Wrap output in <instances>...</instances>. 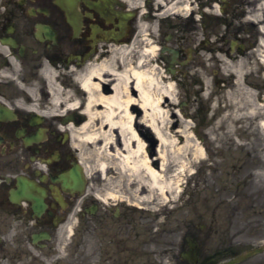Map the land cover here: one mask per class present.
Listing matches in <instances>:
<instances>
[{
  "label": "flooded vegetation",
  "instance_id": "1",
  "mask_svg": "<svg viewBox=\"0 0 264 264\" xmlns=\"http://www.w3.org/2000/svg\"><path fill=\"white\" fill-rule=\"evenodd\" d=\"M141 15L160 59L172 56L163 46L165 30L195 32L198 24L195 41L206 48L218 86L211 122L226 110L244 123L264 122V0H0V264H221L245 252L240 247L200 259L192 225L182 237V228L174 229L172 241L166 228L150 227L160 219L150 220L140 208L102 206L95 195L99 180L86 176L69 132L85 118L52 100L103 48L134 39ZM224 62L231 70H221ZM252 110L260 112L249 120ZM244 123L227 119L222 141L208 155L218 200L209 228L229 245L239 244L229 233L230 212L240 211L244 229L262 214L257 182L264 137H247ZM241 137L247 138L238 157L232 138Z\"/></svg>",
  "mask_w": 264,
  "mask_h": 264
},
{
  "label": "bare ground",
  "instance_id": "2",
  "mask_svg": "<svg viewBox=\"0 0 264 264\" xmlns=\"http://www.w3.org/2000/svg\"><path fill=\"white\" fill-rule=\"evenodd\" d=\"M139 29L140 36H146L144 22ZM143 39L146 42L141 51L133 53L132 46L114 43L103 48L84 69L75 72V80L85 97L83 106L73 102L66 91L56 97L53 94L56 89L49 87L55 103L61 100L73 113L79 109L85 118L77 129L76 125H70L69 132L72 141L93 147L96 155L102 157L93 172L87 171L84 165L86 176H95L99 180L95 195L102 206L111 201L112 206L124 205L134 211L140 208L142 214L151 217L150 220L154 217L160 219L150 227L166 228L169 239L175 241L178 235L174 229H184L198 211L199 214L205 213L202 204L200 208H194V188L191 189L190 204L185 201L179 206L177 203L181 200L185 178H193L195 172H191L192 169L206 159L196 140L188 137L186 145L179 147L173 139L178 136V131L167 128L162 100L167 98L169 105L174 104V87L158 65H151L158 62V47L151 45L146 37ZM114 46L117 48L112 49ZM194 50L198 52L199 49ZM171 54L170 58L174 59L176 52L171 50ZM105 56L108 59H101ZM169 64L172 65L167 66L168 71L174 74V64ZM145 136L157 141L156 158L144 151ZM76 148L82 162L83 152L79 146ZM205 187L199 192L202 199ZM190 206L191 212L185 214L184 210ZM162 211L167 214L166 220L160 216ZM262 253L264 242L255 249H246L242 258L237 257L235 261L246 262L248 254L255 257ZM221 264L237 263L229 260Z\"/></svg>",
  "mask_w": 264,
  "mask_h": 264
},
{
  "label": "rangeland",
  "instance_id": "3",
  "mask_svg": "<svg viewBox=\"0 0 264 264\" xmlns=\"http://www.w3.org/2000/svg\"><path fill=\"white\" fill-rule=\"evenodd\" d=\"M142 19L143 17L141 15L140 23L143 21ZM195 28V32L193 28V31L185 33L170 29L164 31L163 46H165L166 48H170L171 50H177L178 48L182 50V54H180L179 56L177 55L176 57L177 63H175L173 66L176 69L174 74H170L167 69L168 62L170 60L169 52H166L167 55L163 59L157 57L158 62L151 65H158L161 70L166 73L168 79H171L170 82L174 87V104L169 105V99L167 98H164L162 100V109L165 113V117L168 119V123L166 125L167 128L172 131H178V136H173V139L177 142L179 147H183L186 145V140L188 137L193 138L202 147L206 159L204 163H201L192 169L191 172H195V174L192 175L193 178H185L182 185L183 193L181 194V200H178L177 203L179 206H181L185 201L189 203V199L193 191L191 189L194 188V208H200V204H202L204 208L201 207V209H205V213L199 214L198 211V215L196 214L197 216L194 218V220H192V223H189L184 229L180 231L182 234L180 235L181 237L184 236L186 232L191 229L192 225V227L194 228V239L202 244V247L200 249V259H204L209 256H212V258L214 259L216 252H222L223 250L231 249L238 251L240 247L251 249L261 245L264 242V173L258 175L259 180L257 182V189H260V192L262 193L260 195V209H262V214H255V219H260V221L250 219V222L252 223L251 228L244 229V218L241 215L240 211L237 210L235 213L230 212L229 219H226L227 224L228 222L229 224H233L230 226L231 229H229V233H236L237 237L234 242H237L239 244L229 245L226 243L228 241L227 238H219L214 236L213 231L209 228V218L218 200L217 195H215V191L213 188L214 186L211 182L212 175L214 176V173L208 168V155L211 151V147L215 144V148H218L216 147V143L222 141V135H225V133L223 134L220 129L221 126L225 124L227 119L231 120L232 118V120H234L235 122L244 123L242 120L246 118L239 117L237 113L235 115H232L235 112L234 110L232 113L231 111L226 113V110L225 112H222L223 116L221 117L220 121H216L215 123L210 121L211 113L209 112V107L212 101L211 94L212 92L218 91V86H214L215 88H213V78L214 80H216L215 73L212 74L213 69H211V67L213 65L207 59L208 53L206 52V48L205 50L198 48V43L195 41L197 38L194 35H197L199 36V38H201V30L198 24L195 26ZM140 33L141 32L139 29L135 38L125 44V46L133 47V53L141 51L145 47L146 41L143 39L144 37H146L147 40H149L150 38L154 39L153 37H149L146 32H144L146 36L143 37L140 36ZM170 34L173 36L171 40L168 39L170 38ZM131 43L133 44L130 45ZM151 45H158V43L152 44L151 42ZM115 48L117 47H112V49ZM195 48L196 50L199 49L198 52H195ZM188 54L190 56H188ZM101 59H108V57L105 56V58ZM228 69L231 70V67L228 63L224 62L221 70L226 72L228 71ZM164 84L167 83L165 82ZM65 87L67 88L65 89V91L71 96L73 102H77L80 106H83L85 103V97L83 96V92L79 88V85L75 80L74 73L70 77V80ZM220 110L221 109H219V107H216V115H218V111ZM237 112H240V110H238ZM251 112L252 115L248 113L249 120L258 112H260V110H252ZM262 115H264V112L262 113ZM244 124L245 128H243L242 130L247 137L252 135L264 137V122H262V120H260V122ZM74 127L76 129L78 128V126ZM115 134L116 132H114V135ZM246 138L241 137L239 141H236L234 138H232L233 142L238 145L237 149L232 146L235 155H237L238 157L241 154H244V139ZM144 141V151L146 152V154H150L151 156H155L154 158H156V150L158 147L156 145L157 141L155 142V139L154 141H151V139L146 136ZM73 144L75 146H79L81 152H83L82 162L84 163V165H86L87 171H95L97 164L102 161V157L100 156V154L96 155V153L93 151V147H90L81 141L74 140ZM204 186H206V190L204 189L205 197L204 199H202L199 197V192H201L200 189H202ZM190 208L191 206L188 207V209L184 210L185 214L187 212H191ZM100 211L102 212V209ZM256 223H260L261 228H259ZM201 226H203L202 234L199 233V228ZM241 231H243L244 234H241ZM243 264H264V253L248 259Z\"/></svg>",
  "mask_w": 264,
  "mask_h": 264
}]
</instances>
